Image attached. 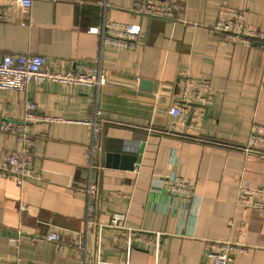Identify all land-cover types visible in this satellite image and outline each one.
<instances>
[{
    "label": "crops",
    "instance_id": "obj_1",
    "mask_svg": "<svg viewBox=\"0 0 264 264\" xmlns=\"http://www.w3.org/2000/svg\"><path fill=\"white\" fill-rule=\"evenodd\" d=\"M135 1L32 0L25 8L0 0V59L38 54L52 71L106 73L98 87L0 78V123L21 120L27 100L40 115L61 119L28 127L38 179L0 178V264H204L207 242L219 240L248 248L231 264H264V213L236 205L241 183L264 189V154L241 149L253 124L264 127V51L231 43L213 26L226 6L264 30V0H168L180 7L178 21L138 14ZM108 23L136 24L134 49L89 31ZM183 73L205 79L213 92L191 136L168 131L179 120L170 108L182 97ZM21 147L0 129V159ZM170 175L190 179L193 193L172 195ZM90 181L98 185L95 220L124 213L127 226L164 234L160 245L134 241L127 252L112 239L116 229L86 225ZM50 233L59 239L47 240Z\"/></svg>",
    "mask_w": 264,
    "mask_h": 264
},
{
    "label": "built area",
    "instance_id": "obj_2",
    "mask_svg": "<svg viewBox=\"0 0 264 264\" xmlns=\"http://www.w3.org/2000/svg\"><path fill=\"white\" fill-rule=\"evenodd\" d=\"M22 7H29L32 0H10ZM133 10L149 17L162 18L171 21L181 20V10L177 3L168 0H137L134 2ZM3 16L0 14V18ZM214 29L223 39L236 44L250 46L256 43L264 51V30L254 29L245 23V12L241 9L221 6L217 11ZM90 32L101 33L102 40L116 47L134 49L139 33V27L132 23H108L104 30L99 27H90ZM105 31V33H104ZM8 76L20 78L26 83L37 85L44 81H55L98 87L106 82V73L101 68L81 66V69H72L59 72L52 71L46 66L45 57L38 54L7 53L0 59V78ZM182 97L180 101L170 108V114L179 120L171 123L169 132L181 136H191L192 129L199 126L203 113L201 107L210 103L212 89L205 79L190 77L186 73L180 75ZM6 85L0 81V88ZM264 88V81L262 83ZM24 114L21 120L1 119L0 129L11 133L22 146L17 151H7L0 159V178H11L17 185L23 184L28 179H38L34 172L32 160L29 154V143L31 142L28 127L38 121H60L57 117L40 115L36 104L32 101L24 102ZM96 113L93 120L94 134L92 135L93 147H99L97 133L102 128V121ZM101 116V115H100ZM99 116V117H100ZM89 123V122H88ZM188 130H183V125ZM245 155L256 153L264 154V127L255 125L250 129L249 137L245 145L241 147ZM98 185L88 182L86 192V225H93L98 231L103 227H111L118 232L112 239L116 242L126 244V251L132 249L134 241H142L155 247L165 239V235L159 232L150 234L143 233L126 225V215L121 212H112L105 223H99L92 217L95 207ZM166 188L176 196L189 197L193 193V183L190 179L180 175L166 177ZM236 205L245 210L256 209L264 213V189L252 186L249 182L238 186ZM47 240H58L56 233L45 236ZM15 244L14 241H10ZM204 264H231L237 253H246L248 248L239 241H208ZM100 261H97V264Z\"/></svg>",
    "mask_w": 264,
    "mask_h": 264
}]
</instances>
